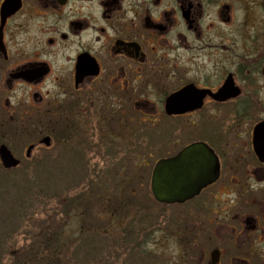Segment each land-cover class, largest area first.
<instances>
[{"label":"flooded vegetation","instance_id":"obj_1","mask_svg":"<svg viewBox=\"0 0 264 264\" xmlns=\"http://www.w3.org/2000/svg\"><path fill=\"white\" fill-rule=\"evenodd\" d=\"M260 101L264 0H0L12 170L84 169L95 185L104 168L147 170L160 209L114 216L119 264H264ZM198 143L216 179L157 203V163Z\"/></svg>","mask_w":264,"mask_h":264},{"label":"rangeland","instance_id":"obj_2","mask_svg":"<svg viewBox=\"0 0 264 264\" xmlns=\"http://www.w3.org/2000/svg\"><path fill=\"white\" fill-rule=\"evenodd\" d=\"M100 172L95 185L84 169L0 168V264H119L114 216L160 208L147 198V170Z\"/></svg>","mask_w":264,"mask_h":264},{"label":"water","instance_id":"obj_3","mask_svg":"<svg viewBox=\"0 0 264 264\" xmlns=\"http://www.w3.org/2000/svg\"><path fill=\"white\" fill-rule=\"evenodd\" d=\"M254 134L264 136V122L255 127ZM0 161L5 169L18 164L5 147L0 149ZM216 172L217 161L212 152L201 143L192 144L176 158L157 163L151 177L152 196L157 203L181 204L211 184Z\"/></svg>","mask_w":264,"mask_h":264}]
</instances>
